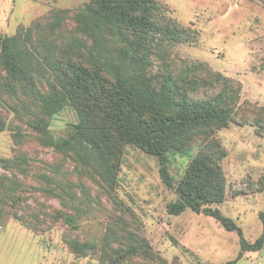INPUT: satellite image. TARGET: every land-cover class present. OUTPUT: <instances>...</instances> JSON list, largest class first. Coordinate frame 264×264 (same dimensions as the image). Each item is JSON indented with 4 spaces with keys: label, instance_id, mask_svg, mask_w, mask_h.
<instances>
[{
    "label": "rangeland",
    "instance_id": "1",
    "mask_svg": "<svg viewBox=\"0 0 264 264\" xmlns=\"http://www.w3.org/2000/svg\"><path fill=\"white\" fill-rule=\"evenodd\" d=\"M95 1L0 0V40L38 25L45 27L54 46L79 40L83 43L79 50L88 56L92 41L81 30L88 21L77 18L91 17L86 7ZM154 2L151 20L175 32L181 41L139 35L143 46L136 47L134 57L145 67L135 68L152 77L157 88L164 76L177 81L196 101L213 104L218 92L226 93L229 118L187 130L176 145L178 150L168 152L173 188L161 181L157 158L133 144L120 146V164L110 187L73 150L58 152L48 143L70 136L79 122L75 108L68 104L45 117L26 96L9 95L0 55V119L5 125L0 131V264H226L235 260L240 253L235 231L225 230L202 212L167 213V205L178 198L175 188L199 155L209 157L224 188L221 202L204 207L230 219L249 243L261 235L264 0ZM57 13H64L58 15L63 22L51 28ZM102 34L113 62H119L112 35L105 28ZM36 83L45 94L48 77ZM66 216L73 218V225L64 221ZM73 241L89 246L85 256L69 248ZM236 264H264V247L242 253Z\"/></svg>",
    "mask_w": 264,
    "mask_h": 264
},
{
    "label": "trees",
    "instance_id": "2",
    "mask_svg": "<svg viewBox=\"0 0 264 264\" xmlns=\"http://www.w3.org/2000/svg\"><path fill=\"white\" fill-rule=\"evenodd\" d=\"M154 1L97 0L89 4L86 8L91 17L77 18L81 23L88 21L81 28L92 41L88 56L82 55L80 47L83 43L79 40L54 46L49 33H44L45 27L39 29L38 25L0 40L7 93L26 96L45 117H51L71 104L78 113V124L73 126L68 138L48 143L58 152L73 150V155L92 165L101 180L110 187L115 184L120 164V146L133 144L157 158L161 181L166 187L173 188V179L168 171V152L178 150L176 145L187 130L221 123L229 118L231 112L224 92L217 93L213 104L196 101L182 90L177 81L164 76L162 85L157 88L152 77L148 78L145 72L135 68V65L145 67L144 62L134 57L136 47L143 46L137 38L139 35L157 34L181 41L175 32L160 28L151 20V14L156 10ZM59 14L64 13L56 14L57 19L51 28L61 26L64 17ZM104 28L110 32L113 46L118 49L117 63L113 62L104 45ZM138 62L141 63L138 65ZM42 77H48L45 94L39 91L36 83ZM104 84L109 87H104ZM198 86L195 84L194 87ZM4 127L0 119V131ZM1 163L8 169L6 162ZM220 178L211 168L209 157L199 155L175 188L178 198L167 205V213L179 216L186 209L202 212L213 217L225 230L235 231L239 237L240 253L226 264H236L242 253L259 252L264 247V211L258 214L262 224L261 235L254 243L247 242L240 228L230 219L204 207L222 201L224 188L220 186ZM58 217L61 218V214ZM63 219L68 225H73L72 217ZM68 246L80 256H85L89 249V246L76 241L69 242Z\"/></svg>",
    "mask_w": 264,
    "mask_h": 264
}]
</instances>
